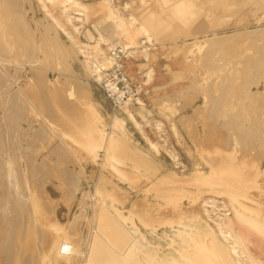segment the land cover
Here are the masks:
<instances>
[{
  "label": "rangeland",
  "instance_id": "rangeland-1",
  "mask_svg": "<svg viewBox=\"0 0 264 264\" xmlns=\"http://www.w3.org/2000/svg\"><path fill=\"white\" fill-rule=\"evenodd\" d=\"M117 43L137 126L93 80ZM0 177V264H83L95 229L178 258L214 221L264 264V0H0Z\"/></svg>",
  "mask_w": 264,
  "mask_h": 264
},
{
  "label": "bare ground",
  "instance_id": "bare-ground-1",
  "mask_svg": "<svg viewBox=\"0 0 264 264\" xmlns=\"http://www.w3.org/2000/svg\"><path fill=\"white\" fill-rule=\"evenodd\" d=\"M67 1H70V0H67ZM89 6H91V5H89ZM81 7H85V6L81 5ZM91 7L93 10L94 7L93 6H91ZM91 7H90V10H91ZM109 12L114 17H118V16H116V13H114L113 11L109 10ZM124 46L127 48L126 44H124ZM92 66L96 70L98 66L106 67L107 65L105 63L104 64L100 63L97 59H95L94 61H92ZM127 107H129V106H127ZM127 107L122 108V109H125L123 112L125 115V118L128 119L129 121H131L133 123V125L137 126L138 123H137L136 119L134 118V116L131 112L127 111ZM87 139H88L87 140V146L90 148L93 144H95L96 140H95V137L91 136L90 134L87 135ZM94 149H97V148H94ZM98 150H100V149L98 148ZM98 150H96L97 153H99ZM95 152H94V154L96 155ZM99 155L101 156L100 158L104 157L102 152H100ZM102 161L103 160L101 159L100 162H102ZM4 174H6V173H4ZM23 210H24V213H27L29 211V213L31 215V217L27 220L28 226L26 228V231H29V229H31L32 233L35 235L37 233V231L39 230L37 228V225L39 224V220H38L37 216L35 215L32 204L31 203H30V205H29V203H28V205L18 204L14 207L13 211H14V213L17 214V213H23ZM40 211L42 212V209H40ZM9 219H10L9 224H11L12 226H18L19 224L22 225V223H25V225H26V222H23L22 220L20 221L19 218L15 217V219H14L11 217ZM228 220H229V218H228ZM116 223L117 222L115 220H112L111 225L117 226ZM6 225H8V222ZM183 226H185V227H182L183 229L181 231H183V232L181 234H178V235H181L183 237V240H184V238H190L191 243L186 241L185 245L180 244L178 247L174 248V250L178 254V258L175 256H172V255L169 258H165L166 256L165 257L156 256L155 254H153L151 252L152 250L150 251L149 249H147V247L144 248L143 246H141L137 242H135L133 244H127L124 247H121L118 249L113 248V247L105 245L101 242V240L99 239V235L101 234V232L99 230L95 229L94 230V232H95L94 246H90L87 248V252L84 255V263L83 264H140V262L143 260H150L153 264L154 263L155 264H161V263L162 264H248L244 261L243 258H241L242 251L239 252V249H238L239 245H237L238 242L241 240L242 236L240 235L239 232L235 231V229L233 230L234 235H231L229 233L227 223H223L221 221H214L215 228L210 227L206 222H205L204 226H197L195 224L191 225V224H185V223L183 224ZM180 229H177L176 232ZM22 230H23V228H22ZM26 231H24V232H26ZM10 234H12V233H10ZM102 235L107 236V232L102 233ZM58 236L59 235L56 233L54 236L48 237L45 240V242H43L42 246L44 245L45 247L44 246L41 247V254H43L44 251H48V248L53 247V245H55L57 243V240L60 239ZM137 245H139V247L141 249L139 254H137V252L134 251V248H135L134 246H137ZM62 248L64 249L63 251L61 250ZM79 251L80 250H78V252ZM60 252H66V249L63 246H61ZM168 252H170V251H168ZM165 254H167V252ZM250 254L252 256L253 253L250 252L249 255ZM43 257L49 259V261H51L50 259L52 258L51 263L52 264H58L56 251H53L51 254H49V253L45 254V255H43Z\"/></svg>",
  "mask_w": 264,
  "mask_h": 264
},
{
  "label": "built area",
  "instance_id": "built-area-1",
  "mask_svg": "<svg viewBox=\"0 0 264 264\" xmlns=\"http://www.w3.org/2000/svg\"><path fill=\"white\" fill-rule=\"evenodd\" d=\"M107 54L110 64L97 67L93 78L96 86L115 108L138 104L139 84L130 76L125 63L128 49L117 43L108 47Z\"/></svg>",
  "mask_w": 264,
  "mask_h": 264
},
{
  "label": "crops",
  "instance_id": "crops-1",
  "mask_svg": "<svg viewBox=\"0 0 264 264\" xmlns=\"http://www.w3.org/2000/svg\"><path fill=\"white\" fill-rule=\"evenodd\" d=\"M125 63H126V61H125ZM126 66H127V63H126ZM135 82H137L135 79H133ZM138 83V82H137Z\"/></svg>",
  "mask_w": 264,
  "mask_h": 264
}]
</instances>
